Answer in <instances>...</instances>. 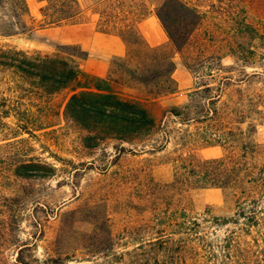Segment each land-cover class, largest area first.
Here are the masks:
<instances>
[{"label":"rangeland","instance_id":"1","mask_svg":"<svg viewBox=\"0 0 264 264\" xmlns=\"http://www.w3.org/2000/svg\"><path fill=\"white\" fill-rule=\"evenodd\" d=\"M25 1L22 29L0 0V31L12 34L0 36V45L50 54L57 45L74 44L69 27L40 29L44 1ZM98 1L80 6L84 14L67 24L89 22L116 4ZM145 1L142 13L154 19L137 34L146 44L150 27L166 34L154 10L147 13L160 0ZM182 1L190 11L172 6L163 13L179 47L167 37L148 46L126 34V56L109 63L111 87L140 101L154 117L156 128L148 136L130 143L84 142L87 133L63 119L67 91L50 97L46 109H31L48 127L28 134L17 129L13 115L0 118V264H16L18 256L27 264H101L97 247L109 238L128 240L124 230L130 227L166 221L177 209L228 218L244 193L264 210V0ZM137 2L122 0L123 10ZM133 16L132 23L140 18ZM167 60L174 65V82L165 76ZM186 104L179 117L167 112ZM185 115L198 120L183 121ZM219 158L224 162L218 166L200 164ZM21 164L32 167L18 176L11 167ZM190 169L195 176L204 170L237 182L223 188L187 185L183 174Z\"/></svg>","mask_w":264,"mask_h":264},{"label":"trees","instance_id":"2","mask_svg":"<svg viewBox=\"0 0 264 264\" xmlns=\"http://www.w3.org/2000/svg\"><path fill=\"white\" fill-rule=\"evenodd\" d=\"M40 1L45 2L40 10V29L71 23L84 14L77 0ZM109 1L111 0H99L97 5H105ZM114 1L116 4L112 7L96 12V29L102 33L117 35L126 46V34L134 38L133 35L136 34L135 39H140L139 43L145 44L137 34V29L140 20L145 18L142 12L146 1L138 0L136 6H129L130 11L123 10L122 0ZM1 2L4 10L10 9L14 26L18 28L20 25L22 29H26L23 22V17L28 15L26 1ZM172 6L181 12L190 11L187 3L182 0H160L159 5L149 9L147 13L154 10L168 40L179 47L178 35H173L163 14ZM130 15H139L140 18L132 23L128 19ZM179 19L182 20V17ZM113 20L122 21L124 26L116 28ZM132 28L135 30L130 31ZM10 35L9 31H0L1 37ZM185 36L182 34L179 39ZM85 58L86 53L76 44L57 45L50 54L0 45V118L13 115L17 129L28 134L32 128L40 130L48 127L50 123L36 120L30 115L31 109H46L50 97L67 91L63 106L60 105L62 116L65 121L76 124L87 133L84 142L109 138L130 143L151 134L156 128V122L150 111L140 101L114 90L110 85L109 74L99 78L82 71L80 62ZM111 61L115 62L116 58ZM165 65V76L174 82L171 77L173 62L167 60ZM127 73L134 75L133 71L128 70ZM137 77L142 82H148L146 78L139 75ZM4 92L8 94L7 98L2 96ZM188 107L189 104L181 109L172 107L167 112L179 117ZM192 119L198 120V116L185 115L182 120ZM223 162L224 159L219 158L203 160L200 164L204 168L207 164L218 166ZM30 167V164L13 165L11 170L13 168L12 171L18 176H23ZM192 170H186V174H183L187 185L199 182L200 188H223L237 182V178L229 180L211 171L206 173L203 170L201 175L195 176ZM193 178L199 181H194ZM222 229L219 235L218 231ZM147 230L153 233L142 235ZM124 231L128 233V240L109 238L97 247L96 254L100 253L101 264H264V210L256 198H248L245 193L237 199L234 212L228 218L212 216L208 212L196 217L187 214L184 209H177L166 221H159L155 225L145 223ZM135 233L138 234L136 238L129 237ZM15 261L16 264H27L20 256Z\"/></svg>","mask_w":264,"mask_h":264},{"label":"crops","instance_id":"3","mask_svg":"<svg viewBox=\"0 0 264 264\" xmlns=\"http://www.w3.org/2000/svg\"><path fill=\"white\" fill-rule=\"evenodd\" d=\"M96 0H78L82 8L92 5ZM151 18L148 16L141 20L138 28L142 30L145 24H151ZM96 19H91L89 22L78 24H63L54 26L50 29H59L62 27H69L75 32L69 40L76 44L82 51L86 53V58L80 62V68L87 74L95 77L104 78L108 75L109 63L114 58H124L128 52V48L124 41L115 34H108L99 32L96 29ZM146 30V29H145ZM146 35V44L148 46H157L166 40L161 31L153 30L151 27Z\"/></svg>","mask_w":264,"mask_h":264}]
</instances>
